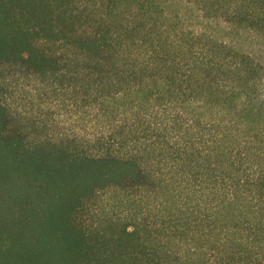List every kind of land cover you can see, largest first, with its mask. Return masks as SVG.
I'll list each match as a JSON object with an SVG mask.
<instances>
[{
    "label": "trees",
    "instance_id": "1",
    "mask_svg": "<svg viewBox=\"0 0 264 264\" xmlns=\"http://www.w3.org/2000/svg\"><path fill=\"white\" fill-rule=\"evenodd\" d=\"M160 4L0 0V67L65 68L119 115L95 152L0 104V264H264L263 63L224 38L264 31V0Z\"/></svg>",
    "mask_w": 264,
    "mask_h": 264
},
{
    "label": "rangeland",
    "instance_id": "2",
    "mask_svg": "<svg viewBox=\"0 0 264 264\" xmlns=\"http://www.w3.org/2000/svg\"><path fill=\"white\" fill-rule=\"evenodd\" d=\"M80 1L85 6L112 15L127 13L134 7L138 9L143 1L146 2L143 9H147L148 2L153 0ZM158 1L160 6L154 7L160 10L164 7V0ZM176 7L170 6L171 9ZM117 16L119 20L120 15ZM115 18L112 16L110 20L115 21ZM227 25L229 27L224 38L236 49L256 53L261 59V89L264 94V31H252L235 24ZM218 32V37H223L222 28ZM74 77L65 68L58 73L50 72L43 76L23 63H3L0 67V104L8 110L10 130L20 133L27 142L76 138L96 152L97 147L93 143L113 137L112 126L119 115L112 109L109 112L105 110L100 90L98 92L85 85H76ZM109 196V190L102 191L95 205L106 206ZM96 208L94 206L93 210ZM92 213L87 216L91 220L96 216Z\"/></svg>",
    "mask_w": 264,
    "mask_h": 264
}]
</instances>
